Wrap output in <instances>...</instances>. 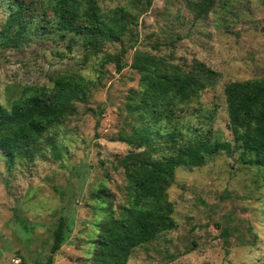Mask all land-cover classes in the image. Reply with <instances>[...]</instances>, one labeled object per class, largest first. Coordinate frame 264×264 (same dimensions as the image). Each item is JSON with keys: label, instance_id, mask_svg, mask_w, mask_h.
<instances>
[{"label": "rangeland", "instance_id": "rangeland-1", "mask_svg": "<svg viewBox=\"0 0 264 264\" xmlns=\"http://www.w3.org/2000/svg\"><path fill=\"white\" fill-rule=\"evenodd\" d=\"M35 1L24 42L0 41L1 102L9 107L27 86H51L70 72L92 86L88 102L50 127L33 154L11 161L0 151V264L45 263L61 219L71 235L53 264H92L97 226L110 208L128 206L118 162L133 148L120 138L138 125L134 108L144 72L159 61L183 70L201 62L217 72L215 85L180 106L177 130L234 146L224 90L264 78V0H215L208 13L195 5L202 0H151L148 7L144 0H95L104 15L124 8L134 21L120 41L105 43L85 62L82 39L56 31L52 2ZM6 7L0 4V28ZM105 56L119 57L122 69ZM152 124L162 132L172 128ZM167 194L177 228L136 248L128 264H264L263 168L234 150L203 167H178Z\"/></svg>", "mask_w": 264, "mask_h": 264}, {"label": "trees", "instance_id": "trees-1", "mask_svg": "<svg viewBox=\"0 0 264 264\" xmlns=\"http://www.w3.org/2000/svg\"><path fill=\"white\" fill-rule=\"evenodd\" d=\"M44 1V0H41ZM51 1L55 29L79 36L87 50L84 62L96 56L107 42H118L133 24L132 13L124 8L104 15L95 0ZM40 2V0L38 1ZM35 0H0L6 5V17L0 28V41L17 47L28 35ZM146 7L151 0H144ZM215 0L195 4L200 12L214 7ZM122 69L120 58L105 56ZM219 74L204 63L195 62L190 70L166 66L163 61L144 72L141 97L134 108L138 125L120 141L133 148L118 162L128 182V206L118 213L113 208L97 226L93 242L92 264H128L132 252L155 241L161 234L177 228L174 205L167 188L174 184L178 167H203L217 155L240 152L244 163L264 169V78L236 81L225 86L228 128L235 145L195 135L186 138L177 130L180 106L196 99L206 88L219 81ZM51 86H27L11 101L0 100V151L14 161L36 151L46 139L50 127L59 125L76 113L78 103H87L92 81L79 72L60 74ZM106 104L101 105L100 113ZM97 117L96 110H90ZM164 122L172 127L165 132L152 123ZM99 123V122H97ZM61 219L53 232L51 255L45 263L53 264L55 255L67 242L71 229Z\"/></svg>", "mask_w": 264, "mask_h": 264}]
</instances>
